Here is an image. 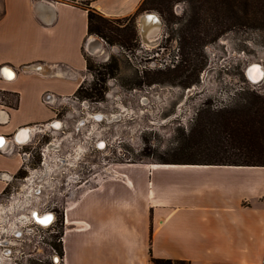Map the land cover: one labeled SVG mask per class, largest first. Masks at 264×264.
Segmentation results:
<instances>
[{
	"label": "crops",
	"instance_id": "1",
	"mask_svg": "<svg viewBox=\"0 0 264 264\" xmlns=\"http://www.w3.org/2000/svg\"><path fill=\"white\" fill-rule=\"evenodd\" d=\"M87 1L121 17L143 0ZM82 5L0 0V90L16 97L12 105L1 97L0 137L53 119L81 84L88 25ZM22 151L14 142L0 151V172L9 176L0 178V197L20 170L33 169V157ZM96 175L68 199L62 264H151L152 257L264 264V166L144 161Z\"/></svg>",
	"mask_w": 264,
	"mask_h": 264
},
{
	"label": "rangeland",
	"instance_id": "2",
	"mask_svg": "<svg viewBox=\"0 0 264 264\" xmlns=\"http://www.w3.org/2000/svg\"><path fill=\"white\" fill-rule=\"evenodd\" d=\"M77 2L88 3L87 0ZM181 6L179 3L176 5L179 14ZM147 12L159 14L156 10ZM141 13L137 17L139 41L135 49L111 45L97 35L94 36L100 50H89V44L87 50L84 49L86 56L101 70L100 65L111 56L113 60L116 58L119 65L116 76L108 77L104 83L106 90L103 99L94 101L75 94L64 99L67 102L58 108L53 118L61 120L63 126L59 121L62 126L59 129L50 128L34 133L24 147V150L32 152V168L41 172L46 167L48 171L43 175L36 173V177H33L31 186L42 184V192L36 198L33 193V197L28 199L29 205H24L22 210L38 206L43 211L55 212L57 220L47 229L31 230V234L16 239V244L11 246L15 250L11 258L5 262L1 260L0 264H62V258L54 263L52 255L63 256L61 239L68 199L81 195L85 185L94 182V175L98 174L96 179H99L106 174V170L112 171L122 163L188 158L182 148L190 138L189 131L199 110L234 107L244 101L247 91L264 93V80L253 84L246 76V68L251 63H261L264 67V32L254 31L230 33L204 46L201 58L206 65L200 75L202 85L192 87L189 93H186V89L167 84L135 87L134 83L145 79V73L153 76L157 70H165L166 66L176 62L179 55L174 30L178 25L165 21L159 14L162 19L157 32L159 38L154 45L148 41L149 45H145L138 26ZM128 23L129 19H126L124 24ZM81 76L79 79L83 78L81 83L85 89L94 82L102 85L96 71L85 68ZM9 93L0 90V97L12 105L16 97ZM95 113L96 117L93 115ZM52 141L58 142V147L47 151ZM101 141L106 143L103 148L99 146ZM193 156L204 158L198 154ZM72 176L77 182L71 181ZM22 178L17 177L16 187L23 183ZM14 190L13 187L8 188L0 198H7ZM15 212L9 216H16Z\"/></svg>",
	"mask_w": 264,
	"mask_h": 264
},
{
	"label": "trees",
	"instance_id": "3",
	"mask_svg": "<svg viewBox=\"0 0 264 264\" xmlns=\"http://www.w3.org/2000/svg\"><path fill=\"white\" fill-rule=\"evenodd\" d=\"M177 3L182 4L180 14L176 11ZM82 6L87 9V37L97 35L127 50L138 47L137 17L141 12L156 10L165 21L178 25L174 29L179 48L176 62L165 70H157L153 76L145 73V79L134 83L135 87L167 84L188 89L201 86L200 75L206 65L201 58L204 46L230 33L264 32V0H143L135 13L123 18L105 16L88 3ZM126 19H129L128 24H124ZM84 56L86 68L96 71L102 85L94 82L85 89L81 83L74 94L102 100L106 90L104 83L108 77L116 76L119 65L111 56L100 65L101 70L85 53ZM193 121L190 138L182 148L188 158L164 159L162 163L264 166V93L247 91L244 101L236 106L199 110ZM194 154L204 158H195ZM23 172L20 170L18 174ZM151 263L188 264L157 257H152Z\"/></svg>",
	"mask_w": 264,
	"mask_h": 264
},
{
	"label": "bare ground",
	"instance_id": "4",
	"mask_svg": "<svg viewBox=\"0 0 264 264\" xmlns=\"http://www.w3.org/2000/svg\"><path fill=\"white\" fill-rule=\"evenodd\" d=\"M151 18H152V21L154 20V22L156 23V24H158V26H160L159 25V18H158V15H156L155 13L154 14H152V16H151ZM157 26V27H158ZM157 32L158 31H156V32H153V29L152 28H149L148 30H147V36L145 37V39L144 40H146V41H148V40H152V39H156L157 37L159 38V36L157 35ZM144 40H143V42H144ZM158 40V39H157ZM88 44H89V47H88V49L89 50H91V51H93V52H97V50L99 51L100 50V44H99V42H97V38L94 36V35H91V36H89V39H88ZM87 44V45H88ZM144 44L145 45H149L147 42H144ZM150 45H154V42H152V44H150ZM87 49V48H86ZM248 68V67H247ZM246 68V69H247ZM37 69V68H36ZM9 70H11V69H9ZM248 72V76L251 78V80H260L261 79V77H262V72L258 69V68H256L255 66H250L249 67V69H248V71L246 70V73ZM11 76L12 75H9V79H11ZM13 78V77H12ZM96 114V113H95ZM95 114H93V115H95ZM54 120V119H53ZM61 123H62V126H63V122L61 121V120H59ZM47 123V122H46ZM44 124V123H43ZM42 125V124H41ZM33 127H36V126H34V125H32ZM32 126H25V128H32ZM38 126V125H37ZM61 126V127H62ZM24 128V129H25ZM50 128H53V129H59V128H56L54 125H52V127H50ZM22 130H20L19 132H21ZM18 132V133H19ZM17 133V134H18ZM16 134V133H15ZM36 134V133H35ZM34 135V134H33ZM32 135V136H33ZM16 138H18V137H16V135H15V139ZM30 138H31V135H30ZM30 138L29 137H27V139H25V141H23V142H28L29 140H30ZM17 140V139H16ZM55 141V140H54ZM54 141H52V142H54ZM19 142H21V141H19ZM3 144V148H7L8 147V145H9V143H10V139L9 138H4V137H0V145H2ZM48 170H47V168L45 167V169L43 170L42 169V171L41 172H39V171H32L31 172V176H29V178H28V181H27V183H26V185H24L23 187H22V190H24L23 191V193L24 194H22L23 196H25V198H24V203L21 205V203H20V201L19 200H16V201H12V203L10 204V205H1L0 204V224L2 225V228L4 229L7 225H8V222H7V219H8V217H9V215H10V213H7V210H8V208L13 204V205H16L17 206V208H19V210L18 211H16L15 213H17V215L16 216H18L19 214L20 215H25L26 213H25V210H26V207L24 208V210H22V207L26 204V201L28 200V196L25 194V191H26V189L28 188V186H31V181L29 180L32 176H33V174H35V173H40V174H42L43 172L45 173V172H47ZM43 175V174H42ZM1 177H3L4 179L5 178H8L9 176L8 175H2ZM11 178V177H10ZM87 183V182H86ZM35 185V184H34ZM34 185H32L31 186V188L29 189L30 191H29V193L31 194V192H32V194L34 193V196H35V198L37 197V193H36V189L34 188ZM74 195V194H73ZM32 197H33V195H32ZM31 205V204H30ZM2 207H4V209H1ZM34 209H36V208H32L31 210H34ZM31 212V211H30ZM45 213H47V212H45ZM45 213L41 216V214L42 213H40V212H38V214H40V217L41 218H37V220H39V222H41L42 223V221H44L46 218H49L50 217V220L52 219V217H53V214L52 215H48V216H44L45 215ZM23 217V216H22ZM37 217V216H36ZM35 217V218H36ZM50 220L47 222V223H42V224H38V226L39 227H41V228H44V229H46V228H49V227H51L52 225H53V223L52 224H50V225H48L49 224V222H50ZM67 221V220H66ZM27 221L25 220V219H23V218H20V219H18V217L16 218V220H10L9 219V224L11 225V229L9 230V232H11L12 231V235L13 236H16V237H19L20 236V233H18V231H17V228L18 227H23L24 228V230L26 229V228H28V224L26 223ZM7 224V225H6ZM28 230H30L29 228H28ZM8 230H6V232H7ZM28 232H30V231H28ZM1 238H3V236L1 237ZM4 244V243H3ZM13 245L15 244V243H12ZM1 256H0V260H3V258L2 257H5L4 259V262L6 261V260H9L10 259V254H9V252L6 250L4 253H3V255L2 254H0ZM8 255V256H7ZM54 256H52V258H53ZM55 259V262H59V261H61V257H59V256H57V257H55L54 258ZM3 262V261H2ZM8 262V261H7Z\"/></svg>",
	"mask_w": 264,
	"mask_h": 264
},
{
	"label": "built area",
	"instance_id": "5",
	"mask_svg": "<svg viewBox=\"0 0 264 264\" xmlns=\"http://www.w3.org/2000/svg\"><path fill=\"white\" fill-rule=\"evenodd\" d=\"M101 40H104V39H101ZM87 44H88V41L84 44V49L85 50H87L86 48H87ZM62 65H64V64H62ZM65 67H68L67 65H64ZM51 98H47V99H45L44 101L46 102V103H50L51 102V100H52V98L54 97L53 95H51L50 96ZM0 101H1V97H0ZM42 123H39V124H34V126H37V125H41ZM6 137H8L9 139H10V142L11 143H16V145L19 147V148H21L22 150L24 149V147L28 144V142H19L18 140H16L15 139V134L14 135H6ZM3 145L1 146L0 145V151H3ZM22 155H23V157H27L28 158V160L31 158V153L30 152H27V151H25V150H23L22 151ZM42 166L44 165V161H42V164H41ZM32 171H40V169L39 170H37L36 168H34V169H32L31 171H30V175H31V172ZM2 175H7L5 172H0V178H3V177H1ZM28 178L29 177H26V178H24V180H23V183L21 184V188L24 186V185H26V183H27V181H28ZM40 187H42V184L40 185V184H36L35 183V185H34V188L37 190V189H39ZM24 191V190H23ZM23 191L22 192H19V193H17V194H14V193H12L9 197H7L6 199H4V202H2V204L1 205H10L11 203H12V201H16V200H19L20 201V203H21V205L24 203V198H25V196H23L22 194H24L23 193ZM25 215H18V219H20V218H23V219H25L27 222V224L29 225L28 226V228L30 229V230H28V228H26L25 230H24V228L23 227H18L17 228V231L20 233V236L19 237H16V236H13L11 233H12V231L11 232H9V230L11 229V226H10V224H9V217H8V219H7V222H8V225L3 229L2 228V225L0 224V254H2L3 255V253L7 250H9L10 248H11V246L12 245H9V244H12V243H15L16 244V239L17 240H20V239H22V236L24 235V234H31V232L30 233H28V231H31V230H33V231H38V230H40V229H44V228H41V227H39L38 226V224H41V223H39L37 220H35L33 217H32V215H31V212L30 211H26L25 210ZM23 216V217H22ZM17 218V217H16ZM15 218V219H16ZM66 219L67 218H65V221H66ZM11 220V219H10ZM12 221V220H11ZM31 227V228H30ZM47 229V228H46ZM6 230H8L7 232H6ZM3 236V238H1ZM15 240V241H14ZM62 240V239H61ZM6 242H8L9 244H7ZM4 243V244H3ZM38 244V243H37ZM37 246H39V245H37ZM35 248V247H34ZM38 248V247H37ZM52 256H54L53 258H55V257H57V256H59L58 254H54V255H52ZM59 257H61L62 258V256H59Z\"/></svg>",
	"mask_w": 264,
	"mask_h": 264
},
{
	"label": "flooded vegetation",
	"instance_id": "6",
	"mask_svg": "<svg viewBox=\"0 0 264 264\" xmlns=\"http://www.w3.org/2000/svg\"><path fill=\"white\" fill-rule=\"evenodd\" d=\"M9 75H12L11 76V79H12V77L14 78L15 77V73L13 72V73H8V77H9ZM96 115V114H95ZM94 115V116H95ZM96 117V116H95ZM52 125H54L56 128H59L60 126H61V124H60V122L59 121H57V120H54V121H49V122H47V123H44V124H42V125H38V126H36V127H33L32 126V128H25V129H23L22 131H21V133L19 134V136H17L18 138H17V140L18 141H21V142H23V141H25V139H27V137H29L30 138V135L32 136L34 133H37V132H42V131H44V130H49L50 129V127H52ZM2 144V143H1ZM105 142L103 143H100V148H103L104 146H105ZM58 147V142H51L48 146H47V148H46V150L47 151H51V150H55L56 148ZM24 150V149H23ZM26 151V150H25ZM27 152H30L31 153V155H32V152L31 151H27ZM34 160V159H33ZM72 162V161H71ZM70 162V163H71ZM42 163V162H41ZM71 165H72V163H71ZM24 172H23V174H21V175H19V174H17V176H16V180H17V177H23L22 179L24 180V178H26V177H29V176H31L30 175V171L29 170H23ZM27 172H28V174H27ZM38 174V173H37ZM36 173L35 174H33V176H32V178H30L29 180L31 181V184H33V182L32 181H34V179H33V177L35 178L36 177V175H37ZM40 176V175H39ZM42 176V175H41ZM71 181L73 182V183H75V182H77V180H76V178L75 177H71ZM22 184V183H21ZM21 184L19 185V186H12L13 188H15V190L14 191H12L9 195H8V197L12 194V193H14V194H17V193H19V192H22L23 190H22V188H21ZM8 188H11V186L10 187H7L4 191H3V193L4 192H6L7 190H8ZM29 189L31 188V187H28ZM27 188V189H28ZM41 188L42 187H40L39 189H37L36 190V193H37V195H39L41 192H42V190H41ZM26 189V191H25V194L28 196L27 198L28 199H30V197L33 195L32 194V192H31V194L29 193V189L27 190ZM2 193V194H3ZM6 199V198H5ZM2 202H4V198H0V204H2ZM32 204V203H31ZM25 205H29V203H28V200L26 201V204ZM31 206V205H30ZM24 207V206H23ZM32 207H34V208H36V209H34V210H31V209H26V211H31V215H32V217L35 219V220H37V218L39 219V218H41L40 217V214H38V212H40V213H42L41 214V216L45 213V212H47V213H45V215L44 216H48V215H52L53 214V217H52V219L50 220V222H49V224L48 225H50V224H52V223H55V221L57 220V218H56V215H55V212H53V211H43V209H41V208H39L38 206H32ZM1 209H4V207L3 208H1ZM19 208H17V206L16 205H11L9 208H8V212L10 213V214H12V212L13 211H17ZM37 216V217H36ZM16 217H18V216H15V214H13L12 216H10L9 218L11 219V220H16L15 218ZM36 217V218H35ZM64 218V217H63ZM38 222H39V220H37ZM65 222V220H63V223ZM39 223H41V222H39ZM42 224V223H41ZM64 228V227H63ZM19 233V232H18ZM7 244H9L8 242H6ZM9 245H12V246H14L13 244H9ZM15 250H13V249H9L8 250V252H9V254H10V258H11V255L13 254V252H14ZM1 256V255H0ZM8 256V255H7ZM3 258V260L2 261H4L5 259V257H2ZM52 261L55 263V259L54 258H52ZM0 262H1V260H0Z\"/></svg>",
	"mask_w": 264,
	"mask_h": 264
},
{
	"label": "water",
	"instance_id": "7",
	"mask_svg": "<svg viewBox=\"0 0 264 264\" xmlns=\"http://www.w3.org/2000/svg\"><path fill=\"white\" fill-rule=\"evenodd\" d=\"M155 12H143V13H141L140 15H139V20H138V26H139V30H140V34H141V37H142V39L144 40L145 39V37L147 36V30L149 29V28H152L153 29V32H156V31H158L159 30V28H160V26L162 25V19H161V17H160V15L159 14H157V13H155L156 15H158V18H159V25L160 26H158V24H156L155 22H154V20L152 21V18H151V16H152V14H154ZM158 26V27H157ZM142 40V41H143ZM250 66H255L256 68H258L261 72H262V77H261V79L260 80H251V78L247 75L248 74V72L246 73V76H247V79L251 82V83H253V84H259V83H261L264 79V67H263V65L261 64V63H251L249 66H248V68L246 69L247 71H248V69H249V67ZM193 88H188V89H186V93H189V92H191V90H192ZM25 127H22V128H20L19 130H23ZM18 133V132H17ZM17 133L15 134V135H17ZM1 138H2V136H1Z\"/></svg>",
	"mask_w": 264,
	"mask_h": 264
},
{
	"label": "snow or ice",
	"instance_id": "8",
	"mask_svg": "<svg viewBox=\"0 0 264 264\" xmlns=\"http://www.w3.org/2000/svg\"><path fill=\"white\" fill-rule=\"evenodd\" d=\"M49 220H50V217L46 218L44 221H42V223H47Z\"/></svg>",
	"mask_w": 264,
	"mask_h": 264
}]
</instances>
